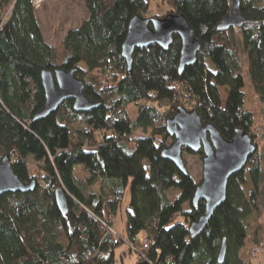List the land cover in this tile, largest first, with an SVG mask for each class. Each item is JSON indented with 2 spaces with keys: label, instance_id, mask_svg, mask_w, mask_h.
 Masks as SVG:
<instances>
[{
  "label": "trees",
  "instance_id": "1",
  "mask_svg": "<svg viewBox=\"0 0 264 264\" xmlns=\"http://www.w3.org/2000/svg\"><path fill=\"white\" fill-rule=\"evenodd\" d=\"M159 1L167 12L150 16V0H84L88 17L56 46L45 39L31 0H0V161L9 156L20 179L37 182L30 193L0 197V264H116V249L125 242L152 264H220L224 239L222 264H245L246 220L264 189V0H241L248 23L226 31L217 27L230 0ZM169 14L183 15L194 30L202 45L197 62L180 73L182 43L174 36L168 50L136 49L129 70L122 45L131 19ZM241 53L262 106L261 132L246 109ZM72 69L99 106L78 112L71 100L34 121L45 104L42 72ZM219 88L227 89L225 104ZM163 101L166 110L159 107ZM131 104L138 107L135 119ZM179 107L196 111L226 140L243 129L258 147L229 180L225 203L195 239L191 223L206 209L202 201L193 203L199 183L162 157L174 141L166 122ZM77 166H83V179ZM245 174L254 188L250 198L242 188ZM128 185L132 211L127 238H121L113 223ZM59 189L67 198L65 215L56 203ZM142 232L147 250L145 241L137 245Z\"/></svg>",
  "mask_w": 264,
  "mask_h": 264
},
{
  "label": "water",
  "instance_id": "2",
  "mask_svg": "<svg viewBox=\"0 0 264 264\" xmlns=\"http://www.w3.org/2000/svg\"><path fill=\"white\" fill-rule=\"evenodd\" d=\"M241 0H230L227 16L218 25V31L242 28L248 19L240 11ZM174 36L181 39L180 73L185 67L197 62L201 43L195 37L194 30L183 15L169 14L164 18L148 19L139 15L129 22L128 33L122 45V55L129 70L132 68L133 54L136 49L158 45L168 50L174 42ZM76 69L70 71L56 70L42 72L41 80L45 92L44 107L35 115L34 121L44 119L56 113L61 106L74 101L78 112H90L99 106L91 102L84 93L85 84L75 76ZM167 132L174 138L173 143L162 151V157L172 161L181 173L188 170L183 159L184 152L198 154L202 157V180L198 184L193 203H205V213L191 223L190 238L195 239L207 228L215 211L227 198L229 180L247 166L250 158L256 154L258 147L250 135L243 129H237L232 140H226L211 123L204 124L196 111L179 107L176 114L166 122ZM37 182H24L12 168L9 156L0 161V197L8 193H30L36 189ZM56 203L60 212H68V203L62 189L56 191ZM226 256V240L218 256L222 264ZM138 264H149L140 262Z\"/></svg>",
  "mask_w": 264,
  "mask_h": 264
},
{
  "label": "rangeland",
  "instance_id": "3",
  "mask_svg": "<svg viewBox=\"0 0 264 264\" xmlns=\"http://www.w3.org/2000/svg\"><path fill=\"white\" fill-rule=\"evenodd\" d=\"M38 18V21L42 27L45 39L51 45L59 46L66 33L69 30L77 29L81 23L88 17V12L84 3V0H31ZM37 1L39 3H37ZM151 9L148 15L158 14L162 15L167 12V7L160 4L159 0H150ZM239 41V39H238ZM240 44V43H239ZM241 46V44H240ZM240 60L242 63V73L245 80V93H246V109L251 110L256 116V128L260 131L262 127V116H261V104L256 94L254 93L251 79L248 70V62L245 54L241 53ZM222 104H225L227 99V89L219 88ZM159 107L162 110L168 108V102L163 101ZM129 112L132 118H136L138 107L131 104L129 106ZM143 135L141 131H137L135 137L139 138ZM259 143L261 149L264 147V137L260 134ZM264 159V150L262 153ZM183 159L190 175L200 183L202 180V157L198 154L183 153ZM28 161L31 164V168H36L35 161L29 158ZM147 166V163H145ZM83 166H77L76 173L79 178L83 179L84 171ZM243 191L247 198H250L254 192L249 175H244ZM97 189V188H96ZM98 190V189H97ZM105 196L104 189L101 190ZM178 193V192H176ZM257 209L253 214L246 220L247 234L249 235L250 241L264 243V189L257 201ZM130 208V185H128L123 200L121 201L120 208L114 219L113 228L114 232L118 237L127 238L126 225L129 217ZM182 217L175 219V222L181 221ZM146 239V234L142 232L138 236L137 245L143 243ZM254 245V244H253ZM249 249L245 250V263L252 264L254 256L250 253ZM262 258H264V249L262 251ZM139 254L137 252H131L128 243H123L116 249V264H137ZM264 260V259H263ZM256 264H264L261 259L258 258Z\"/></svg>",
  "mask_w": 264,
  "mask_h": 264
},
{
  "label": "built area",
  "instance_id": "4",
  "mask_svg": "<svg viewBox=\"0 0 264 264\" xmlns=\"http://www.w3.org/2000/svg\"><path fill=\"white\" fill-rule=\"evenodd\" d=\"M37 3H39V2L37 1ZM0 106H1V105H0ZM106 228H107V230H108L107 232H113V228H112V227L110 228V226L106 225ZM148 243H149L148 241H145V242H144V244H143V250H147V248H148ZM263 249H264V243H262V242L257 243V244L254 246V248L252 249V255H253V256L258 255L259 253H261V252L263 251ZM134 251L137 252V253L139 254V251H138L137 249H134ZM139 260H141V261H143V262H147V263H149V264H152V263L148 262L147 259H145V256L142 255V252H141V254H139Z\"/></svg>",
  "mask_w": 264,
  "mask_h": 264
},
{
  "label": "crops",
  "instance_id": "5",
  "mask_svg": "<svg viewBox=\"0 0 264 264\" xmlns=\"http://www.w3.org/2000/svg\"><path fill=\"white\" fill-rule=\"evenodd\" d=\"M257 243H259V242H257ZM257 243H256V242L253 243L252 241H250V238H249V235H248L247 245H246V249H245V250L249 249V251H251V250L253 249V247H254ZM253 244H254V245H253ZM261 256H262V252L259 253V254L256 255V256H254V258L252 259V264H256L258 258L261 259V262L264 263V260H263L264 258H262ZM245 264H246V263H245Z\"/></svg>",
  "mask_w": 264,
  "mask_h": 264
},
{
  "label": "flooded vegetation",
  "instance_id": "6",
  "mask_svg": "<svg viewBox=\"0 0 264 264\" xmlns=\"http://www.w3.org/2000/svg\"><path fill=\"white\" fill-rule=\"evenodd\" d=\"M201 153V152H200ZM203 157V156H202Z\"/></svg>",
  "mask_w": 264,
  "mask_h": 264
}]
</instances>
